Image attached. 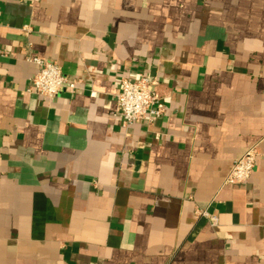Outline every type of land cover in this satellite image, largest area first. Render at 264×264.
I'll return each instance as SVG.
<instances>
[{
  "label": "crops",
  "instance_id": "0c3cea01",
  "mask_svg": "<svg viewBox=\"0 0 264 264\" xmlns=\"http://www.w3.org/2000/svg\"><path fill=\"white\" fill-rule=\"evenodd\" d=\"M140 73L165 113L125 127ZM0 264H264V0H0Z\"/></svg>",
  "mask_w": 264,
  "mask_h": 264
},
{
  "label": "built area",
  "instance_id": "2783aa9c",
  "mask_svg": "<svg viewBox=\"0 0 264 264\" xmlns=\"http://www.w3.org/2000/svg\"><path fill=\"white\" fill-rule=\"evenodd\" d=\"M27 60L38 66L32 77V88L44 97H56L64 87L76 89V81L68 79L63 68L54 61L29 55ZM157 81L151 76L140 73L136 78H124L121 88L116 94L115 116L121 118L125 127L135 122L146 120L152 123L161 117L165 110L161 106V96L156 89ZM31 88L28 89L30 91ZM258 150L251 147L236 159L225 179V184L243 183L253 174ZM198 214L211 220L213 225L218 223L216 216H209L207 210H198Z\"/></svg>",
  "mask_w": 264,
  "mask_h": 264
}]
</instances>
